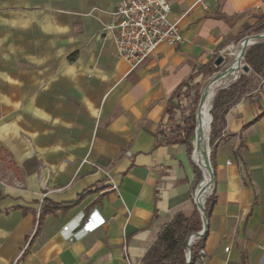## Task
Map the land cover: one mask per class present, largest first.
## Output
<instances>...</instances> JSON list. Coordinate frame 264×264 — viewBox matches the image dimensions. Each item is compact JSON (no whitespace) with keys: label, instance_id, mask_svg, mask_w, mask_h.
<instances>
[{"label":"crops","instance_id":"crops-1","mask_svg":"<svg viewBox=\"0 0 264 264\" xmlns=\"http://www.w3.org/2000/svg\"><path fill=\"white\" fill-rule=\"evenodd\" d=\"M168 1L185 13L182 41L129 71L105 28L120 0H0V264H141L197 209L187 146L167 141L178 91L264 23V0ZM218 126L206 264H264V80ZM92 208L104 223L64 240L62 225Z\"/></svg>","mask_w":264,"mask_h":264},{"label":"built area","instance_id":"built-area-1","mask_svg":"<svg viewBox=\"0 0 264 264\" xmlns=\"http://www.w3.org/2000/svg\"><path fill=\"white\" fill-rule=\"evenodd\" d=\"M184 15L171 16L168 0H120L113 11V22L105 28L114 36L115 55L124 60L131 71L154 54L160 44L176 45L182 41L180 22ZM112 186L117 189V184ZM212 190L213 183L209 194ZM192 198L195 202L194 196ZM103 223L104 218L96 208L87 212L81 210L62 225L60 234L67 242H73ZM204 234L201 222L200 230L193 232L186 242V264H206L203 244L194 255L191 250V246ZM261 248L264 249L263 246Z\"/></svg>","mask_w":264,"mask_h":264},{"label":"trees","instance_id":"trees-1","mask_svg":"<svg viewBox=\"0 0 264 264\" xmlns=\"http://www.w3.org/2000/svg\"><path fill=\"white\" fill-rule=\"evenodd\" d=\"M257 30L261 28H256ZM244 59L247 61V63L250 64L251 71L253 73H264L261 62L259 60H256L254 56L252 55L251 51L248 49L244 53ZM217 68L215 64H213L211 61L203 64L199 71V79L192 85L194 88L193 93L187 92L186 90H181V87L179 88L178 92H184V97L191 98V103L188 108H181L180 105H178V109L181 111V115L177 118L178 122H176L173 126L170 127L172 135L167 137V141L171 143H182L187 146V152L188 155L191 156L192 152V146H191V138L194 134L195 125L197 123L196 118V111H197V105L200 99V92L198 88L200 87L201 79L204 77L210 76L214 71H216ZM195 78V74L191 75L189 78L191 81H193ZM242 78H245V74L241 73L238 78L236 79V82H239ZM189 91H192L189 86H187ZM181 90V91H180ZM191 95V96H190ZM219 99H220V93H218L213 101L211 113H212V122H211V131H210V140L212 141L219 132V122L223 119V113L227 109L228 106L223 108L222 111H220V114H216L215 110L219 106ZM208 120L210 122V114H208ZM218 121V122H217ZM165 131L163 130V134ZM197 135V132L195 134V137ZM194 137V140H195ZM208 141V138H207ZM195 145V143H194ZM213 147L211 148L210 152V159L212 160V152ZM209 158V156H208ZM193 160L197 162L196 159V151L194 149L193 154ZM195 162V163H196ZM198 163V162H197ZM199 164V163H198ZM200 165V164H199ZM203 167L202 165H200ZM196 168V166H195ZM205 168V167H203ZM201 170V169H200ZM202 171V170H201ZM196 177L199 181L200 179V172H198V168H196ZM204 174L202 172L203 178ZM203 181L200 185L204 183ZM211 189L202 192L199 196V202L200 204L204 202V208L206 212V216H208L211 205H212V198L211 195L207 197V195L210 193ZM84 193L80 194L76 200L72 202H68L64 204L66 207H70L78 202V200L82 197ZM207 197V198H206ZM206 198V199H205ZM46 201H43L41 204V209L39 211L38 215V222L39 219L42 216V213H44V203ZM58 204H50V210L53 211L56 208H59ZM201 228V219H200V213L197 209L192 213L190 217H186L183 214H177L175 218L168 223L164 229L159 233L156 242L148 249V251L145 253V255L142 258L141 264H184L185 263V249H186V239L189 236V234L196 232L200 230ZM204 241V236L197 240L192 246V255H194L199 248L200 245H202V242Z\"/></svg>","mask_w":264,"mask_h":264},{"label":"rangeland","instance_id":"rangeland-1","mask_svg":"<svg viewBox=\"0 0 264 264\" xmlns=\"http://www.w3.org/2000/svg\"><path fill=\"white\" fill-rule=\"evenodd\" d=\"M257 28H261V29H259V30L255 29L254 31L246 34V36L252 35V34H257V33H264V23L261 24L260 26H258ZM242 38L239 40H236L233 44H230L232 46V48L226 47L225 49H221L220 51L216 52V54L214 55L215 60L220 59L219 63L215 65L217 70L214 71V73H212L210 76H207V77H204L203 79H201L200 87L198 88V90L200 92V96H201L203 90L210 83V80L213 78V76L216 75L217 73L225 71L228 68V66L230 65L232 58L234 56L233 53L239 49V43L242 40ZM248 49L251 51L254 58L261 62V67L264 71V39L263 38H257L255 40H253V42L245 48V51ZM245 51H244V53H245ZM244 53L242 55V58H241L240 63H239V67L237 69L238 73L236 71L234 74H232V76L230 75V76L218 81L215 84L214 88H212L213 93H212V96L210 99V110L208 113L211 115L212 119H213V117H212L211 109H212L213 101H214V99L218 93H220V99H219L220 103H219V106L217 107V109L215 110V112H216V114L219 115L220 111H222L223 108H225L226 106H229L233 101L238 100L241 96L248 94V93L252 92L253 90H255L258 87L259 83L262 80H264V73L257 74V73H253L251 71L250 64L247 63V61L244 59ZM243 66H248L249 70L243 71ZM241 73L245 74V78H242L239 82L235 83L236 79L238 78V76ZM191 90L192 91H189V89L187 88L186 93L187 92L193 93L194 88L192 86H191ZM190 103H191V98L190 97L189 98L184 97L183 98V107H181V108L182 109L188 108L190 106ZM208 122H209V120H208ZM211 122H212V120H211ZM210 131H211V123H209V128H208V133H207L208 141L206 138L205 143H204V153H206V157H207L208 148H209V159H210V152H211L212 142H213V140L212 141L210 140ZM193 154H194V150H193ZM196 156H197V154H196ZM195 162H194V165L196 166V168H198V172H200V175H201L200 179H201L202 172H203L204 176L206 174L205 169L203 167H201L197 162L196 163ZM210 164H211V159H210ZM211 167H212V164H211ZM212 172H213V167H212ZM14 183H15V181H14ZM196 186H197V183L193 187L191 197L194 196ZM210 195L211 194H209L208 196H210ZM192 200H193V198H192ZM204 203H205V200H204ZM204 203H203V205H204ZM194 204H195V202H194ZM195 206H196V204H195Z\"/></svg>","mask_w":264,"mask_h":264},{"label":"bare ground","instance_id":"bare-ground-1","mask_svg":"<svg viewBox=\"0 0 264 264\" xmlns=\"http://www.w3.org/2000/svg\"><path fill=\"white\" fill-rule=\"evenodd\" d=\"M251 43H252V38H248V39L240 41L239 49L233 53L234 56L232 58L230 65L228 66V68L225 71H223L222 73H220V76L216 80H214L213 82H211L207 85V89L204 92L203 101L199 107L198 122H197L196 129H195V134L197 132V135L195 137V134H194L195 140L193 137L192 142H193V148L195 149L196 154H197L196 159H197L198 163H200L203 167H205L204 169H205L206 174L201 179V181L199 182V184L195 190V193H194V200L198 204H200V202H199L200 194L202 192H206V191L211 189V165L209 163V158L207 159L206 153H204V143H205V140L207 138L209 123H211V115H210V122H208V113L210 110V99H211V96L213 93L212 88H214L215 84L218 81H220V80H222V79H224L230 75L232 76V74H234L237 71V69L239 67L240 60H241V48H242V46H245V48H246ZM229 48H232V46H230ZM237 73H238V71H237ZM194 143H195V145H194ZM203 181H205V182L199 188V185Z\"/></svg>","mask_w":264,"mask_h":264},{"label":"water","instance_id":"water-1","mask_svg":"<svg viewBox=\"0 0 264 264\" xmlns=\"http://www.w3.org/2000/svg\"><path fill=\"white\" fill-rule=\"evenodd\" d=\"M248 38H252V42H253V40H255L257 38H263L264 39V33H257V34L248 35V36L243 37L242 40H245V39H248ZM244 51H245V46H242V48H241V58H242V55H243ZM219 61H220V59L214 60V64L215 65L218 64ZM248 70H249L248 66H243V71H248ZM220 73H222V72H220ZM220 73H217L216 75H214L213 78L210 80V83L213 82L214 80H216L220 76ZM206 89H207V87L203 90V92H202V94L200 96L199 102H198L197 111H196L197 122H198L199 107H200V105H201V103L203 101L204 92H205ZM211 120H212V118H211ZM195 128H196V126H195ZM194 134H195V130H194ZM194 134H193V136L191 138V145H192L191 159L192 160H193V150H194L193 149L192 139L194 137ZM208 156H209V151H208ZM209 163H210V159H209ZM212 174H213V172H212V167H211V180H212V183H213V175ZM200 181H201V179L198 181L197 186H198ZM197 186H196V188H197ZM195 204H196V207H197L198 211L200 212L201 222H203V232H205L206 229H207V216H206L204 205H203V203L198 204L196 202H195ZM191 234H189V236L187 237L186 242L189 240V237H190ZM195 234H197V233H195ZM184 264H186V263H184Z\"/></svg>","mask_w":264,"mask_h":264}]
</instances>
